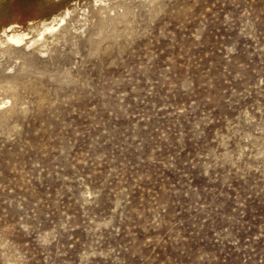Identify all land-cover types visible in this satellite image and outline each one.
<instances>
[{
	"label": "rangeland",
	"instance_id": "obj_1",
	"mask_svg": "<svg viewBox=\"0 0 264 264\" xmlns=\"http://www.w3.org/2000/svg\"><path fill=\"white\" fill-rule=\"evenodd\" d=\"M0 42V264H264V0H8Z\"/></svg>",
	"mask_w": 264,
	"mask_h": 264
},
{
	"label": "bare ground",
	"instance_id": "obj_2",
	"mask_svg": "<svg viewBox=\"0 0 264 264\" xmlns=\"http://www.w3.org/2000/svg\"><path fill=\"white\" fill-rule=\"evenodd\" d=\"M8 0H0V14L2 13V9H3V6L5 5V3L7 2ZM40 1V3L41 4H45L48 0H39ZM65 13L63 14V15H61V16H59L58 18H56V17H54V18H52V19H50V26H45L44 24H42L41 26L43 27V29H42V31H41V33H40V36H39V39H36V41L34 40L33 42L31 41V44H29V45H31L32 46V44H34V43H36V42H38L39 40H42V39H44L45 38V36L44 35H46L45 33H50V34H52L53 36L55 35L56 37H54V38H58V35H60L61 36V34H62V32H57L56 34H54V31H55V26L57 25V22H60V23H62L64 20H65V17L66 16H68L69 15V10L67 9V11H64ZM45 15L43 14V15H40V17H41V19L44 17ZM45 20V19H44ZM41 24V23H40ZM40 24H38V25H40ZM49 25V24H48ZM58 26V25H57ZM10 27H12V26H10ZM14 28V27H13ZM2 29V28H1ZM35 29V28H34ZM40 29V28H39ZM36 30V29H35ZM5 31V30H4ZM17 31V30H16ZM20 31V30H19ZM38 32H40V30L38 31ZM27 34V33H26ZM24 37H25V35H19V34H17V33H12L11 35H9V36H6V34H5V37L4 38H6V42L7 43H10V44H14V45H19L20 43H22L23 42V40H24ZM46 39V38H45ZM3 41V40H2ZM46 41V40H45ZM25 43V42H24ZM28 43H30L29 41H28ZM6 44V43H5ZM41 44V43H40ZM0 45H1V42H0ZM22 45H23V43H22ZM28 45V46H29ZM41 46H42V44H41ZM11 47H7L6 49H5V47L3 48V49H1L0 48V50L2 51V52H5V53H9V51H11ZM2 52H0L1 54H2Z\"/></svg>",
	"mask_w": 264,
	"mask_h": 264
}]
</instances>
